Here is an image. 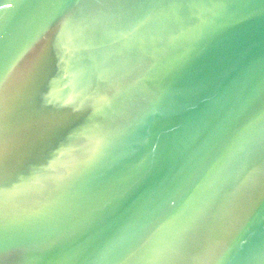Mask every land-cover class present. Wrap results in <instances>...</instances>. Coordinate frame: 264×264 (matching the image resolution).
Wrapping results in <instances>:
<instances>
[{
    "label": "water",
    "instance_id": "water-1",
    "mask_svg": "<svg viewBox=\"0 0 264 264\" xmlns=\"http://www.w3.org/2000/svg\"><path fill=\"white\" fill-rule=\"evenodd\" d=\"M0 264H264V0H0Z\"/></svg>",
    "mask_w": 264,
    "mask_h": 264
}]
</instances>
